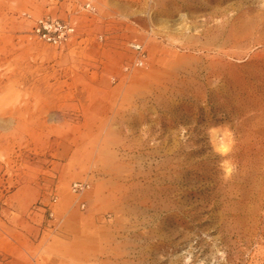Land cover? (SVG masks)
<instances>
[{"label":"rangeland","instance_id":"374dc122","mask_svg":"<svg viewBox=\"0 0 264 264\" xmlns=\"http://www.w3.org/2000/svg\"><path fill=\"white\" fill-rule=\"evenodd\" d=\"M89 1L0 0V264L37 210L42 264H264V0Z\"/></svg>","mask_w":264,"mask_h":264},{"label":"crops","instance_id":"0c3cea01","mask_svg":"<svg viewBox=\"0 0 264 264\" xmlns=\"http://www.w3.org/2000/svg\"><path fill=\"white\" fill-rule=\"evenodd\" d=\"M84 1L85 3L90 2L89 0ZM74 37H76V33L71 37L69 42H71ZM72 155H74V152ZM55 210L62 220V224L58 230V233L61 238V244L64 250L63 252L74 260V244L85 240V237L82 238L81 236H86L85 233L77 232L76 234H78V238L74 240V196L61 197L55 204ZM29 217L30 218L22 217V221L19 222V224H21H15L13 233L9 235V239H11L14 244L20 245L22 247L23 253L26 255H28V253L29 255L33 254L35 257L34 264H42L43 260L41 257L45 249L43 243L45 241L46 227L42 224L41 215L38 210L35 211V213L31 216L29 215ZM17 225L21 226V228H18ZM17 257L18 256L15 254L13 259L15 263L25 264V258L22 257V260H17Z\"/></svg>","mask_w":264,"mask_h":264},{"label":"built area","instance_id":"2783aa9c","mask_svg":"<svg viewBox=\"0 0 264 264\" xmlns=\"http://www.w3.org/2000/svg\"><path fill=\"white\" fill-rule=\"evenodd\" d=\"M83 8L87 11H95V7L90 2L85 3ZM30 31L37 39L60 47L70 41L71 37L76 33V28L69 20L46 15L35 18L31 24ZM130 46L135 52L133 64L142 66L146 57L145 50L140 43L133 42ZM85 187L86 184L76 182L72 185V190H83Z\"/></svg>","mask_w":264,"mask_h":264},{"label":"clouds","instance_id":"9594fccd","mask_svg":"<svg viewBox=\"0 0 264 264\" xmlns=\"http://www.w3.org/2000/svg\"><path fill=\"white\" fill-rule=\"evenodd\" d=\"M222 151H227V148H226V147H225V148H223V149H222Z\"/></svg>","mask_w":264,"mask_h":264}]
</instances>
